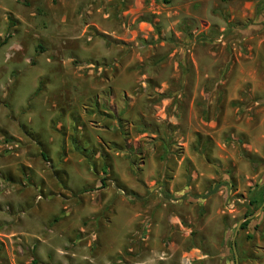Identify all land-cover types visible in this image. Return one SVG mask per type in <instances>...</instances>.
<instances>
[{
    "label": "rangeland",
    "instance_id": "1",
    "mask_svg": "<svg viewBox=\"0 0 264 264\" xmlns=\"http://www.w3.org/2000/svg\"><path fill=\"white\" fill-rule=\"evenodd\" d=\"M260 193L264 0H0V264H264Z\"/></svg>",
    "mask_w": 264,
    "mask_h": 264
},
{
    "label": "trees",
    "instance_id": "2",
    "mask_svg": "<svg viewBox=\"0 0 264 264\" xmlns=\"http://www.w3.org/2000/svg\"><path fill=\"white\" fill-rule=\"evenodd\" d=\"M87 159L89 160V163H90L91 157L89 156V157H87ZM104 172H106V171L104 170ZM218 189H219V187H218ZM216 191H217V188L216 189H213V190H210L208 192V194L215 193ZM263 202H264V193H260L258 197L257 196L253 197V199L250 201L249 204H250V207H255V209H257V208H259L263 204ZM246 215H251V214L248 213ZM248 223H249V221H246L243 224L242 228L244 229L248 225Z\"/></svg>",
    "mask_w": 264,
    "mask_h": 264
},
{
    "label": "water",
    "instance_id": "3",
    "mask_svg": "<svg viewBox=\"0 0 264 264\" xmlns=\"http://www.w3.org/2000/svg\"><path fill=\"white\" fill-rule=\"evenodd\" d=\"M263 208H264V202H263L262 206L259 208V210H258L255 214L249 216L248 219L254 218L255 216L259 215V214L261 213V211L263 210ZM243 221H245V220H242V221L239 223V225H238V229H239V227H240V225H241V223H242ZM238 229H237V231H236V233H235V236H237ZM235 236H234V240H233V248H234V252H235V254H236V249H235V244H234ZM236 264H239V263H238L237 254H236Z\"/></svg>",
    "mask_w": 264,
    "mask_h": 264
}]
</instances>
